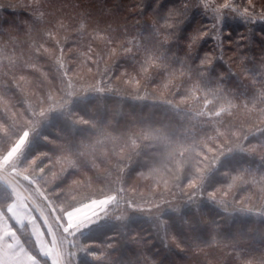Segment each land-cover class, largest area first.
Instances as JSON below:
<instances>
[{
	"label": "trees",
	"instance_id": "16d2710c",
	"mask_svg": "<svg viewBox=\"0 0 264 264\" xmlns=\"http://www.w3.org/2000/svg\"><path fill=\"white\" fill-rule=\"evenodd\" d=\"M165 2L48 0L57 9L52 39L29 8H1L0 108L5 102L17 117L28 110L29 97L56 102L62 84L56 83L59 66L51 58L64 55L68 72L93 75L91 87L102 96L89 87L87 97L76 95L67 107L69 120L55 116L23 158L33 161L23 162L24 168L42 183L58 216L116 193L118 199L174 196L184 205L165 215L168 248L146 220L130 218L84 234L76 264H240L237 251L256 264L264 260L263 23H245L225 10L227 24L214 36L210 14L198 9V0H188L185 23L208 33L199 54L213 59L211 69L201 68L191 61L195 46L189 52L185 41H165L153 32V13ZM170 10L167 0L163 14ZM95 49L106 55L101 75L94 73ZM6 116L1 114L3 122ZM10 132H0V147L12 144ZM9 200L0 183L6 217ZM21 239L48 264L30 237Z\"/></svg>",
	"mask_w": 264,
	"mask_h": 264
},
{
	"label": "rangeland",
	"instance_id": "374dc122",
	"mask_svg": "<svg viewBox=\"0 0 264 264\" xmlns=\"http://www.w3.org/2000/svg\"><path fill=\"white\" fill-rule=\"evenodd\" d=\"M45 6H48L45 9L49 14L42 20L33 19V21L43 23L44 34L52 39V17L57 9L54 5L45 4ZM18 7L29 8L30 6L20 1L0 0V9L16 10ZM258 21L262 22L263 24L260 25L264 26V18H260ZM56 28H58V24ZM96 46L98 50H101L99 45ZM95 53L92 57L90 56L92 61L97 63H93V65L98 67L94 73L101 75V66H103L101 62L103 63V58L106 55L103 56L104 53L97 51V49H95ZM51 59V64L59 66L56 83L58 86L59 83L62 84L61 87L59 86V90H56L59 94L56 102L45 99L41 103L42 100L27 96L26 94L29 92L23 94L26 98H30L27 105L28 110L20 113L18 115L20 117H16L5 102L0 108L8 119L7 122H3L0 118V132H9V130L14 132H10L11 136H14L12 144L7 147H0V183L7 188L10 198L7 202L8 217L6 218L13 229L11 238L15 237L28 253L29 250L25 247L21 237L23 235L30 237L40 256L46 258L48 264H76L77 257L82 254L80 238L93 228L108 222H126L127 219L139 217L148 222L156 238L165 240V231L160 226L159 217L168 212L177 213L181 207H184V205H179V202H176L174 196L161 198L158 195L143 197L139 200L134 195H131L134 198L131 199L130 195L126 194L127 196L118 199L117 196L120 194L116 193L103 199L80 204L68 211L63 217H59L57 213L60 211L59 207L56 206V210L53 208V205L56 204H53L44 194L41 187L43 186L42 183L39 181L37 183L32 175H28V170L24 168L23 162L31 163L33 161L30 158L23 161V158L31 147V143L40 140V133L49 126L51 120L55 116H60L63 121L69 120L67 107L69 110V107L78 98L76 95L81 93V98L87 97L88 94L85 95L86 93H84L87 87L102 96L97 87H91L92 83L89 78H93V75L89 76L86 74L87 72H83V75L69 73L64 55L53 56ZM91 72L93 73V70ZM98 74L95 75L99 76ZM45 78L51 82L50 77L46 76ZM62 188L64 186H60V190ZM244 208L249 209L247 205ZM167 239L170 240L169 233ZM29 254L31 255L30 252ZM32 257L34 261L43 264L34 256ZM0 264H28V262L23 255L10 258L0 254Z\"/></svg>",
	"mask_w": 264,
	"mask_h": 264
},
{
	"label": "snow or ice",
	"instance_id": "6c2138e0",
	"mask_svg": "<svg viewBox=\"0 0 264 264\" xmlns=\"http://www.w3.org/2000/svg\"><path fill=\"white\" fill-rule=\"evenodd\" d=\"M48 3V0H33L32 5L29 7V11L34 14L33 19L42 20L49 13L46 12L44 5ZM153 3H157V0H153ZM173 10H170L166 15L163 14L165 7L167 6V0L165 3H158V11H154V24L151 26L153 32L160 36L164 37L165 41H185L189 52L192 51L193 46H195V55L191 57L192 63H199L201 68L204 65H208L211 69L213 65V59L211 53H205L203 57L200 56V51L204 43V37L208 35L202 29L192 30L191 21L185 23L188 20V0H172ZM182 5V7H177V5ZM198 9L203 11L204 15L211 16L213 21L212 29L213 35L222 34L224 30V25L227 24V18L225 16V10L234 14V17L238 20H242L245 23L256 22L258 18H264V0L261 3H257V0H241V3L237 4L236 0H198L197 4ZM151 10V4L148 5V9ZM91 13H88L85 19L91 18ZM196 13H193L195 16ZM203 23V22H202ZM183 24V27L180 25ZM179 28L177 29V26ZM79 27L83 29L85 24L80 23ZM163 29V32L159 30ZM249 213H252V209L246 210ZM255 215H262L260 212L254 213ZM160 226L165 231V243L164 247L168 248L166 243L167 231L170 221L167 216L161 215L159 217ZM261 224H264V219L260 221ZM173 239L177 240L176 235H173ZM110 247V245H109ZM177 247L183 250L184 246L177 243ZM150 251V250H149ZM197 254L201 251L200 249L195 250ZM175 255V253H173ZM94 258H99L103 254L92 253ZM264 257V253L261 254ZM237 258L240 260V264H254L252 258H244L239 251H237ZM151 259H155L152 257ZM161 264H164V261H161ZM256 264H264V260L256 262Z\"/></svg>",
	"mask_w": 264,
	"mask_h": 264
},
{
	"label": "crops",
	"instance_id": "0c3cea01",
	"mask_svg": "<svg viewBox=\"0 0 264 264\" xmlns=\"http://www.w3.org/2000/svg\"><path fill=\"white\" fill-rule=\"evenodd\" d=\"M13 231L6 216L0 211V254L7 255L8 257H15L17 255H23L28 264H39L34 261L32 255L27 253L25 248L23 249L20 242L15 237L11 238V232Z\"/></svg>",
	"mask_w": 264,
	"mask_h": 264
}]
</instances>
